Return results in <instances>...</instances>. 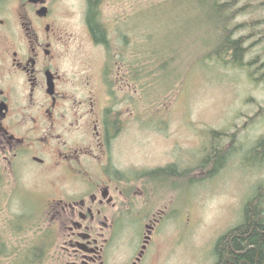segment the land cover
Returning <instances> with one entry per match:
<instances>
[{
	"label": "rangeland",
	"instance_id": "rangeland-1",
	"mask_svg": "<svg viewBox=\"0 0 264 264\" xmlns=\"http://www.w3.org/2000/svg\"><path fill=\"white\" fill-rule=\"evenodd\" d=\"M245 2L255 7L246 8L238 21L264 19V0ZM60 3V11L66 6L73 11L64 17L70 65L88 70L97 90L113 92L110 104L118 116L123 112L112 141L114 170L129 174L173 166L182 172L165 175L166 219L150 264H215L217 240L242 222L244 205L264 185V159L256 161L261 155L252 153L264 135V42L256 41L264 35V22L240 31L252 34L246 60L252 63L234 67L207 57L212 13L198 0H102L100 19L111 33L108 49L88 34L83 0ZM126 60L135 72L131 85L116 77V66ZM105 64L115 67L107 77ZM215 146L230 152L209 177L215 163L205 158ZM39 175L24 177L32 179L29 190L0 188V248L7 253L40 244L28 223L45 232L47 187ZM43 249L41 264H53L47 246Z\"/></svg>",
	"mask_w": 264,
	"mask_h": 264
},
{
	"label": "flooded vegetation",
	"instance_id": "flooded-vegetation-1",
	"mask_svg": "<svg viewBox=\"0 0 264 264\" xmlns=\"http://www.w3.org/2000/svg\"><path fill=\"white\" fill-rule=\"evenodd\" d=\"M60 8V0H0V188L29 190L32 179L24 177L40 174L53 264H150L166 219L165 175L182 172L114 170L123 112L110 104L113 92L97 90L88 70L70 65L64 17L73 11ZM83 9L92 41L110 48L105 22L103 42L91 27L102 18V0H83ZM116 67L105 64V77L115 70L131 85L132 63ZM5 251L1 264H21L20 252Z\"/></svg>",
	"mask_w": 264,
	"mask_h": 264
},
{
	"label": "trees",
	"instance_id": "trees-1",
	"mask_svg": "<svg viewBox=\"0 0 264 264\" xmlns=\"http://www.w3.org/2000/svg\"><path fill=\"white\" fill-rule=\"evenodd\" d=\"M202 7L207 6L212 13V28L213 41L211 54H206L208 58L213 57L220 63L230 64L234 67H244L252 62H246L247 56L250 53L252 45H248L247 41L252 34L242 35L240 31L247 28H259L260 22H264L263 18H252L246 21H238V18L244 14L246 8L255 7L250 2L242 4L243 0H198ZM247 1V0H246ZM264 4V2H263ZM91 27L94 32L99 33L96 36L101 42L106 38L107 29L103 22H91ZM103 27V30H101ZM263 40V41H262ZM256 41L264 42V35L257 38ZM250 70L252 76L254 72ZM220 142V141H219ZM230 149L224 150L219 146H215L210 154L205 158V161L213 160L215 165L213 170L208 172V176H214L221 168L224 155H228ZM252 153L261 155L256 161L264 159V135L258 140ZM173 166L167 167L166 170H172ZM24 216H29L30 220L36 215L25 213ZM27 230L34 231L36 241L40 242L37 246H31L20 252L22 258L21 264H31V257L35 259V264L43 263L48 249V236L45 232H37L35 223ZM26 224V225H28ZM34 226V227H33ZM39 231V230H38ZM245 235V236H244ZM23 236V235H22ZM25 236H23L22 240ZM232 239V242H231ZM247 249L243 253L245 248ZM257 251L259 257L257 259ZM214 253L216 256L215 264H264V185H259L251 199L244 205L242 222L231 229L228 233L222 235L216 242Z\"/></svg>",
	"mask_w": 264,
	"mask_h": 264
}]
</instances>
